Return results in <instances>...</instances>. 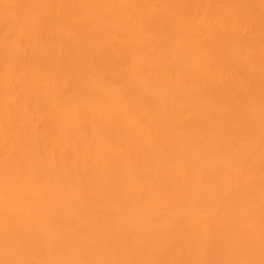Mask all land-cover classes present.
Listing matches in <instances>:
<instances>
[{
	"label": "bare ground",
	"instance_id": "obj_1",
	"mask_svg": "<svg viewBox=\"0 0 264 264\" xmlns=\"http://www.w3.org/2000/svg\"><path fill=\"white\" fill-rule=\"evenodd\" d=\"M0 264H264V0H0Z\"/></svg>",
	"mask_w": 264,
	"mask_h": 264
}]
</instances>
